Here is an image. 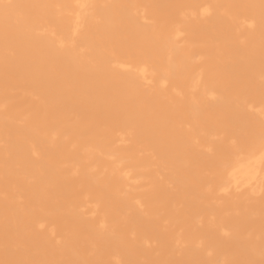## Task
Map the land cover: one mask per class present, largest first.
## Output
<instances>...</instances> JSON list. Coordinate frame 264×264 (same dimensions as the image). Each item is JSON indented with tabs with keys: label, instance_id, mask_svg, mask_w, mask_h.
Listing matches in <instances>:
<instances>
[{
	"label": "bare ground",
	"instance_id": "6f19581e",
	"mask_svg": "<svg viewBox=\"0 0 264 264\" xmlns=\"http://www.w3.org/2000/svg\"><path fill=\"white\" fill-rule=\"evenodd\" d=\"M0 264H264V0H0Z\"/></svg>",
	"mask_w": 264,
	"mask_h": 264
}]
</instances>
